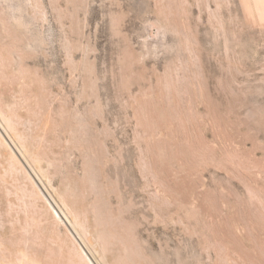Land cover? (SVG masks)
Masks as SVG:
<instances>
[{
    "label": "rangeland",
    "instance_id": "1",
    "mask_svg": "<svg viewBox=\"0 0 264 264\" xmlns=\"http://www.w3.org/2000/svg\"><path fill=\"white\" fill-rule=\"evenodd\" d=\"M0 126V264H264V0H0Z\"/></svg>",
    "mask_w": 264,
    "mask_h": 264
},
{
    "label": "bare ground",
    "instance_id": "2",
    "mask_svg": "<svg viewBox=\"0 0 264 264\" xmlns=\"http://www.w3.org/2000/svg\"><path fill=\"white\" fill-rule=\"evenodd\" d=\"M1 116H4V115H1ZM1 119H2V118H1ZM6 119H7V118H6ZM7 121H8V120L5 121V122H6L5 125H8V124H7ZM2 122H3V121H2ZM5 122H4V123H5ZM0 127H1V126H0ZM6 127H7V126H6ZM2 128H3V127H2ZM2 128H1V130H2ZM3 132H5V131L3 130ZM1 134H2V133L0 132V135H1ZM5 135H6V134H5ZM6 136H8V135H6ZM2 137H3V136H2ZM7 139H8V138H7ZM7 139H6V140H7ZM6 140H5V141H6ZM10 141H11V139H9L8 142H10ZM8 142H6V144H7ZM10 143H11V142H10ZM10 143H8L9 145L7 144V146L10 147V146H11ZM13 144H14V143H13ZM13 144H12V145H13ZM13 147L15 148L16 146H13ZM10 148L12 149V147H10ZM16 149H17V148H16ZM12 150H14V149H12ZM17 150H18V149H17ZM19 150H20V149H19ZM21 150H22V149H21ZM21 150H20V151H21ZM17 152H18L19 154H21L19 151H17ZM17 152H16V154H17ZM26 154H27V153H26ZM27 155H28V154H27ZM22 157H23V156H22ZM26 157H27V156H26ZM31 160H32V159H31ZM31 160H30V162H31ZM26 163H27V162H26ZM45 196H46V195H45ZM46 199H47L48 202L51 204V202H50V200L47 198V196H46ZM51 205H52V204H51ZM52 207H53L54 213L56 214V216L58 217V219H60V220H61V221L67 226V228H69V231H71V233L73 234V237H75L76 241H79L81 238L78 239L79 236H78V234L75 233V231L73 230L74 226H73V224L69 221V219L67 218V216H66V215H63L62 213H61V214H62L63 216H61V214H60L61 211H60V210H59L60 212L57 211L56 208H55L53 205H52ZM62 212H63V211H62ZM74 233H75L78 237H76ZM80 241H82V240H80ZM78 243H79V242H78ZM79 244H80L81 251L84 253L85 257L88 258L87 261L90 262L89 264H94V263L91 261V259L87 256V254H86V252L84 251L83 246L81 245V243H79ZM84 255H83V256H84ZM19 262H20V261H19ZM87 263H88V262H87Z\"/></svg>",
    "mask_w": 264,
    "mask_h": 264
}]
</instances>
